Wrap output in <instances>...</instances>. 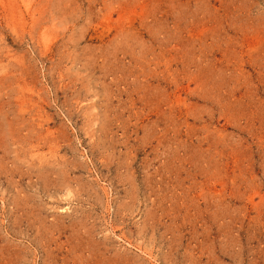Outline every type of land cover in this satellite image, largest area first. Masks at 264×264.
Instances as JSON below:
<instances>
[{
    "label": "rangeland",
    "instance_id": "374dc122",
    "mask_svg": "<svg viewBox=\"0 0 264 264\" xmlns=\"http://www.w3.org/2000/svg\"><path fill=\"white\" fill-rule=\"evenodd\" d=\"M0 264H264V0H0Z\"/></svg>",
    "mask_w": 264,
    "mask_h": 264
}]
</instances>
